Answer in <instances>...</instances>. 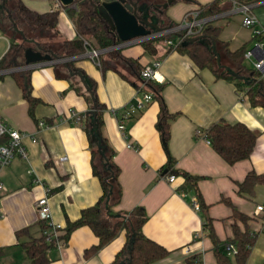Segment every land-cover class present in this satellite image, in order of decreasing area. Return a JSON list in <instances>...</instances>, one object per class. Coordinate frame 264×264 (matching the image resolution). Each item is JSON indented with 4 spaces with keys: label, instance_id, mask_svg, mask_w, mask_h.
<instances>
[{
    "label": "crops",
    "instance_id": "crops-1",
    "mask_svg": "<svg viewBox=\"0 0 264 264\" xmlns=\"http://www.w3.org/2000/svg\"><path fill=\"white\" fill-rule=\"evenodd\" d=\"M22 1L37 12L59 9L61 36L68 40L77 37L69 24L72 20L59 0ZM211 1L176 0L167 7L166 15L179 23L186 12ZM227 10L212 20L222 27L219 39L226 42L230 50L243 45L250 48L251 31L242 24L241 14L238 31L227 33L232 31L228 20L234 15L226 14ZM253 13L264 25V7L254 8ZM4 39L6 44L0 49V59L9 47L8 39ZM141 43L137 40L115 49L125 57L136 59L141 68L159 62L154 80L163 83V100L168 112L174 115L169 120L167 148L175 159L174 168L200 176L197 188L208 206L206 215L212 220L218 240L224 242L233 236L232 208L222 201L227 199L249 217L247 224L257 234L255 244L261 236L264 243V223L259 215L253 216L255 206L264 202V183L256 184L251 194L239 193L238 187L249 171L264 172V108L251 105L233 82L217 78L208 68L198 67L188 55L176 50L167 52L168 47L162 41L155 43V54H149ZM101 57L106 63L104 68L85 53L76 56L74 64L95 82V95L103 106L100 131L120 169L121 196L112 210L129 212L135 206L144 208L147 219L142 226L143 234L168 251L152 264H181L192 255H198L201 264H215L212 242L202 228L203 214L193 206L196 196L193 192L179 191L183 176L175 175L173 182L167 180L169 174H165L166 168H163L167 153L156 127L159 102L153 98L143 110L124 117L140 92L133 82L107 65L111 62L105 52L100 54L99 60ZM15 58L20 60V54ZM118 68L134 82H140L139 77ZM10 69H0V116L9 127L23 134L26 157L15 154L9 164L0 166V248H5L0 264L29 263L19 243L40 236L34 202L44 195L48 198L51 221L59 226L53 235L54 246L48 251L52 264L110 263L126 241L125 230L96 253L88 255L86 250L99 241L89 226H79L63 238L66 221L76 220L81 210L95 204L102 194L99 179L92 172L87 135L81 122L69 118L70 111L85 116L89 110V103L72 85L83 84L75 77L71 80L57 77L49 63L27 68L31 94L38 101L31 116L28 102L11 77ZM223 120L242 122L259 132L248 158L229 164L204 136L209 126ZM119 121L123 130L118 128ZM197 130L200 135L196 134ZM63 157L65 159H61ZM236 222L243 228L240 221ZM23 228L28 229V234L17 237L16 232ZM261 258L264 262V250Z\"/></svg>",
    "mask_w": 264,
    "mask_h": 264
},
{
    "label": "trees",
    "instance_id": "trees-1",
    "mask_svg": "<svg viewBox=\"0 0 264 264\" xmlns=\"http://www.w3.org/2000/svg\"><path fill=\"white\" fill-rule=\"evenodd\" d=\"M133 1L137 5V12L144 14L148 20L154 23L155 26L150 27L152 33L176 24L166 15V9L169 6L166 5V0ZM238 1L252 3L259 0ZM226 2L213 0L200 5L199 15L208 17L219 14L230 7V4ZM225 3L227 6L224 5ZM96 6L95 0H74V5L64 6L77 34L76 38L68 40L63 38L58 30L59 9L37 12L26 6L22 0H0V34L9 41L8 50L0 59V69L23 66L24 51L27 48H32L43 54H51L53 59H66L84 53V40L98 48H107L119 43L120 40L117 38L115 30L111 28L108 20L96 11ZM221 30V26L209 21L198 34L184 38L174 47H169L167 52L176 50L188 55L198 67L208 68L217 78L233 82L236 89L248 97L251 105H259L264 108V84L259 79L260 73L244 63V52L247 47L243 45L235 50H230L228 44L219 39ZM166 37L172 36H155L142 41L141 45L149 54H155V43ZM195 37V40H190ZM255 38L263 39L264 34L255 36ZM18 53L20 60L15 58ZM105 53L111 62L107 65L120 73L126 80L133 82L138 90L145 88L159 102L156 127L167 153V162L163 167L166 168L165 174L183 176L184 183L179 191L193 192L196 196L198 210L203 214V232L213 245L215 264H246L257 239V234L247 224L249 217L239 212L229 200L222 199L232 208V217L235 220L232 225L233 236L224 242L219 241L213 229L212 220L206 215L208 206L204 203L197 188L200 176L174 168L175 159L169 154L167 148L169 120L174 115L168 112L163 100L161 94L163 83H158L155 80L144 81L140 75L142 68L139 62L136 59L125 57L120 50L113 49ZM74 63L75 60L72 59L53 63L52 66L57 77L70 80L75 77L78 82H81L80 77H83L87 84V88L82 85H72L75 91L89 103V110L81 124L89 141L92 172L99 179L102 194L95 204L81 210L80 216L76 220L66 221L63 238L66 239L71 231L79 226H89L99 241L97 245L86 250L85 254L88 255L96 253L117 237L122 230H125L126 241L122 249L108 264H152L165 257L168 251L143 234L142 226L147 219L143 207L135 206L129 212H114L112 210L121 196V186L118 181L120 169L113 161V150L107 145L100 131L103 122V106L96 98L95 82L75 67ZM100 64L103 68L106 66L102 57ZM118 66L125 69L128 74L139 77L140 82H134ZM11 77L21 89L22 96L29 105V114L33 116L32 111L38 101L31 94L30 70L13 71ZM91 109L96 111L94 122L90 113ZM258 134L257 130L250 129L242 122L228 123L223 120L209 126L204 136L227 163L233 164L249 157ZM7 140L6 135H0V144L6 143ZM259 183H264V172L256 174L249 171L243 181L238 184L239 193L251 194L254 186ZM237 220L243 224V228L237 224ZM39 224L40 236L29 237L19 245L29 260L28 264H52L48 257V251L54 244L47 242L46 235L43 233L48 228L47 224L43 220H39ZM27 234L28 229L23 228L18 230L15 235L19 237ZM229 243L236 246V253L232 255V258L225 249ZM4 251L5 248H0V257Z\"/></svg>",
    "mask_w": 264,
    "mask_h": 264
},
{
    "label": "built area",
    "instance_id": "built-area-1",
    "mask_svg": "<svg viewBox=\"0 0 264 264\" xmlns=\"http://www.w3.org/2000/svg\"><path fill=\"white\" fill-rule=\"evenodd\" d=\"M222 1H227L230 4V7L226 11V14H232V13L241 14L242 24L250 29L253 45L245 50L244 59L249 63L250 67H252L253 69H255L260 73L259 79L262 80L264 84V38L260 40L255 38V36L264 34V25L260 23L257 16L253 13V9L256 6L264 3V0H259L252 3H244L238 0H222ZM199 13H200V6L196 7L191 11L186 12L179 23H176L173 26L159 30L158 32H155L153 34L155 36L171 35L172 37H166L161 41L168 48L174 47L184 38L198 34L204 28L207 22L212 21L214 18H217L220 15H222L221 12L213 16L201 17ZM69 24L71 28H73L74 30L73 34L77 36L73 22L69 20ZM146 39L147 38L140 37L127 42H121L118 45L115 44L107 48H98L96 46L91 45L88 41L84 40V46H85L84 53L90 60H92L95 64L99 65L100 64L99 56L101 53L109 50H113L121 44L127 45L130 42L137 40L142 42ZM158 65L159 62H154L153 64L144 66L140 72L141 78L144 81L154 80L155 68ZM139 92H140L139 95L135 97L134 103H132L129 106V109L125 112L124 117H128L130 114L143 110L153 100V95L150 92L144 90H139ZM70 112L71 113L69 115V118L76 122H82V120L85 118V116L79 115L75 111H70ZM41 124H43V122H41ZM118 128L120 130L124 129L122 121H119ZM196 134L200 135L201 132L197 130ZM0 135H6L8 137L6 143L0 144V166H5L9 164L15 154L26 157V150L22 145L23 134L18 130L9 127L3 121L1 116H0ZM61 159H65V158L63 157ZM167 180L168 182H173L175 180V175L169 174L167 176ZM1 187H2V183L0 182V188ZM34 205L38 212L39 220H43L48 226V228L43 232L46 235L47 242H52L53 235L57 232L59 226H57L51 221L50 206L47 196L44 195L38 198L34 202ZM193 206L196 210H198V204L196 201H194ZM257 215L260 216L261 222L264 223V202L258 203L255 206L253 216L256 217ZM225 249L228 255L232 256L236 253V246L233 243L227 244L225 246ZM190 262H192V264H201L198 255L189 256L181 264H190Z\"/></svg>",
    "mask_w": 264,
    "mask_h": 264
},
{
    "label": "water",
    "instance_id": "water-1",
    "mask_svg": "<svg viewBox=\"0 0 264 264\" xmlns=\"http://www.w3.org/2000/svg\"><path fill=\"white\" fill-rule=\"evenodd\" d=\"M62 6L74 5V0H59ZM176 0H166V5H171ZM96 11L102 14L110 23L111 28L115 30L117 38L121 42H127L136 38H153L155 35L151 32L150 27H154V23L146 18L144 14L137 12V5L133 0H95ZM200 37V36H198ZM191 38L190 40H195ZM76 57L66 59H53L51 54H43L32 48L24 51V65L18 68H12L10 71L18 69L31 68L32 65L41 62L53 64L56 62L75 59ZM231 72V71H230ZM242 78L241 76H238ZM84 87L87 84L83 77H80ZM92 121L95 120L96 111L90 110Z\"/></svg>",
    "mask_w": 264,
    "mask_h": 264
},
{
    "label": "rangeland",
    "instance_id": "rangeland-1",
    "mask_svg": "<svg viewBox=\"0 0 264 264\" xmlns=\"http://www.w3.org/2000/svg\"><path fill=\"white\" fill-rule=\"evenodd\" d=\"M30 3H32V2H30ZM263 7H264V4L255 7V10L258 8H263ZM240 17L241 16L239 14H234V15L230 16V18L228 20V24H229L228 28H230L232 31H228L227 33H234V31H238L239 22H240L239 18ZM4 44H6V40L0 34V49L3 47ZM252 45H253V43L250 44V46H252ZM245 62H246V64H248L247 61H245ZM262 240H263V237L261 236L259 238L258 242L252 247L251 253L247 259L246 264H263L261 256H262V252L264 250V243L262 242ZM230 257L232 258L233 256H230Z\"/></svg>",
    "mask_w": 264,
    "mask_h": 264
}]
</instances>
